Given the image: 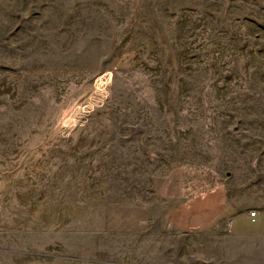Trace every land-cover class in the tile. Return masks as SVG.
<instances>
[{
  "label": "rangeland",
  "instance_id": "obj_1",
  "mask_svg": "<svg viewBox=\"0 0 264 264\" xmlns=\"http://www.w3.org/2000/svg\"><path fill=\"white\" fill-rule=\"evenodd\" d=\"M226 207L264 208V0H0V264H237Z\"/></svg>",
  "mask_w": 264,
  "mask_h": 264
},
{
  "label": "crops",
  "instance_id": "obj_2",
  "mask_svg": "<svg viewBox=\"0 0 264 264\" xmlns=\"http://www.w3.org/2000/svg\"><path fill=\"white\" fill-rule=\"evenodd\" d=\"M224 213L230 214L226 230L219 231L220 254L218 261L237 264H264V208L256 211L252 218L248 211L231 212L227 207ZM210 264H215L213 258Z\"/></svg>",
  "mask_w": 264,
  "mask_h": 264
},
{
  "label": "built area",
  "instance_id": "obj_3",
  "mask_svg": "<svg viewBox=\"0 0 264 264\" xmlns=\"http://www.w3.org/2000/svg\"><path fill=\"white\" fill-rule=\"evenodd\" d=\"M255 214H256V211H254V210H251V211H249V213H248V215L252 218V220H253Z\"/></svg>",
  "mask_w": 264,
  "mask_h": 264
}]
</instances>
